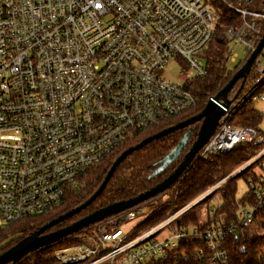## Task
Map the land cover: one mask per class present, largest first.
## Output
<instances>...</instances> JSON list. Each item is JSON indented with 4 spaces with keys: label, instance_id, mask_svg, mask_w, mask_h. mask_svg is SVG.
Returning a JSON list of instances; mask_svg holds the SVG:
<instances>
[{
    "label": "built area",
    "instance_id": "1",
    "mask_svg": "<svg viewBox=\"0 0 264 264\" xmlns=\"http://www.w3.org/2000/svg\"><path fill=\"white\" fill-rule=\"evenodd\" d=\"M263 34L264 0H0V230L60 207L128 138L194 107L185 85L206 75L201 54L214 38L250 55ZM263 58L264 48L254 61L258 83ZM237 59L230 49L228 62ZM170 61L181 83L162 77ZM242 142L255 146L264 137L222 118L196 159ZM263 156L264 149L249 162L258 161L260 173L249 181L253 205L237 212L246 224L264 204ZM242 170L135 238L119 224L145 216V203L88 227L92 242L56 257L61 264H144L192 238L205 243L199 254L208 264H226L231 230L203 227L207 210L202 225L167 226Z\"/></svg>",
    "mask_w": 264,
    "mask_h": 264
},
{
    "label": "trees",
    "instance_id": "2",
    "mask_svg": "<svg viewBox=\"0 0 264 264\" xmlns=\"http://www.w3.org/2000/svg\"><path fill=\"white\" fill-rule=\"evenodd\" d=\"M229 50L227 44L214 38L202 52L201 57L205 62L206 75L194 77L185 85V89L195 98L194 107L128 138L113 154L81 177L82 185L77 189L70 190L60 207L42 216L17 221L4 230H0V254L22 238L30 235L51 220L76 208L91 197L104 180L112 163L122 152L137 146L145 138L199 114L208 100L224 88L249 57V54H246L243 60L239 59L231 64L228 62ZM258 79L253 64L245 78L238 80L233 85L228 93V100L231 105L226 121L229 126L234 128L252 127L264 137L259 129L263 115L256 109L254 104L264 94V82L258 83ZM199 126L200 122H197L184 129L173 131L131 152L119 164L103 191L88 207L47 229L45 233L67 227L110 204L136 197L162 182L174 171L190 149L196 139ZM188 131H191L189 135H187ZM183 139H185V142L179 155L163 167L162 163ZM263 149L264 142L255 146L242 142L227 153L215 154L208 158H197L187 171L166 190L168 193L167 201L155 202L149 213L132 222L127 230V239L135 238L159 225L221 179L230 175L233 170L255 157ZM257 164L258 161L239 175L227 179L219 188L201 201L202 204L207 203L205 204L207 223L203 227L220 225L231 230L226 238V264H264V204L255 209L250 224L237 219L238 209L246 204L253 205V199L250 190L241 199H236V181L240 177L248 175H250L249 181H257L258 177L254 172ZM213 201H216V203H212ZM151 202H154V200L151 199L145 204ZM257 220L258 223L255 225ZM191 226H198L195 208H190L182 213L167 228L187 230ZM253 228H256V230L252 231ZM90 232H92L91 229L83 230L70 237L43 246L25 255L16 264H61L55 252L62 248L89 244L92 242ZM205 250V243L202 240L186 239L181 242L178 249L168 252L160 258L149 260L144 264H208L207 258L199 254L200 252L205 254Z\"/></svg>",
    "mask_w": 264,
    "mask_h": 264
},
{
    "label": "water",
    "instance_id": "3",
    "mask_svg": "<svg viewBox=\"0 0 264 264\" xmlns=\"http://www.w3.org/2000/svg\"><path fill=\"white\" fill-rule=\"evenodd\" d=\"M263 48H264V34L262 35V38L257 44L254 51L251 52V54L245 61L242 68L239 69L233 75V77L229 80V82L224 86L222 90H220V92L216 94V96L208 100L205 107L202 109V111L199 114L192 116L184 121H181L174 126L166 128L148 138H145L137 146L129 148L124 152H122L112 163V165L110 166L109 170L107 171L104 177V180L102 181L98 189L94 192V194L91 197H89L86 201H84L81 205L77 206L76 208L60 215L54 220H51L49 223L45 224L38 230L32 232L30 235L22 238L15 245L4 251L2 254H0V264H7V263L16 264L25 255L29 254L30 252H33L43 246L54 243L61 239L70 237L109 217L118 215L121 212H124L140 204H143L151 199H154L155 197H157L158 195L164 193L167 189H169L196 160V156L198 152L207 143V141L211 138V136L215 133L216 128L219 125V121L222 118L223 119L227 118L228 111L231 105L230 101L228 100V93L230 92L233 85L238 80L245 78V76L249 73L252 65L254 64L255 59L260 54ZM197 122H200V126L196 134V139L192 143L188 152L183 156L178 166L162 182L150 188L149 190L137 195L136 197L110 204L106 207H103L101 209L92 212L91 214L78 220L77 222H74L73 224L67 227L58 229L53 232L45 233L47 229L52 228L53 226L61 223L62 221L68 219L69 217L75 215L79 211L88 207L91 204V202L94 201L96 197L103 191V189L107 185L109 179L111 178V176L113 175L114 171L119 166V164L131 152L145 146L146 144L150 143L153 140L161 138L173 131L184 129ZM190 133L191 131H188L187 135H189ZM184 142L185 139H183L175 147V149L167 156L165 162L162 163L163 167H165L167 164L170 163V161H172L179 155Z\"/></svg>",
    "mask_w": 264,
    "mask_h": 264
},
{
    "label": "rangeland",
    "instance_id": "4",
    "mask_svg": "<svg viewBox=\"0 0 264 264\" xmlns=\"http://www.w3.org/2000/svg\"><path fill=\"white\" fill-rule=\"evenodd\" d=\"M229 47H230V49H231L232 51H235V52L238 54V59H237V60H239V59H240V60H243V59L246 57L247 51L245 50V48H244L242 45H233V44L231 43V44L229 45ZM262 61L264 62V58H263ZM200 62H201L202 65L205 64V62H204V60L202 59V57H201ZM230 65H231V64H230ZM179 72H180V70H179V65H178L175 61H170V62H168V63L166 64V66L164 67V69H163V71H162V77H163L164 79H166L167 81H170V82H172V83H181V82L177 79V76H178ZM254 72H255V71H254ZM189 74H190V75H193L191 71H189ZM193 76H194V75H193ZM254 104H255L256 109H257L259 112H261L262 115H263V120H262V122H261V124H260V126H259V129H260L261 132L264 134V101H262L261 99H257L256 102H255ZM250 161H251V159L248 160V161H247L246 163H244L243 165H241L239 168L233 170V171L230 173V175H231L233 172H235L236 170L241 169V168H243L242 171H244L245 169L249 168L250 166L254 165V164L257 162V161H255V162H253V163H250V165H249V162H250ZM242 171H241V172H242ZM241 172H239L238 175H239ZM254 172L257 173V174L260 173L257 167L254 169ZM249 179H250V175H248V176H246V177H240L239 179H237V181H236V199H237V200L241 199L242 197H244V196L249 192V185H248V183H249V182H248ZM221 180H222V179H221ZM221 180H220V181H221ZM216 184H217V183H216ZM216 184H214V185H216ZM214 185H213V186H214ZM213 186H212V187H213ZM210 188H211V187H210ZM200 195H201V194H200ZM200 195H199V196H200ZM199 196H197L195 199H197ZM195 199H193V200H195ZM153 200H154V202H151V203H148V204H144V208L147 209V213L150 212V208H151L152 206L155 205V202H165V201L168 200V193H167V191H165L164 193H161L160 195H158L157 197H155ZM193 200H192V201H193ZM192 201H191V202H192ZM212 203H216V201H213ZM205 204H207V203L202 204L201 201H200L198 204H196L195 206L192 207V208H195V212H196L197 220H198V222H200L201 225L205 223L204 218H205V214H206V210H207ZM242 207H243V206H242ZM244 207H250V205H249V204H246ZM240 208H241V207H240ZM238 210H239V209H238ZM237 212H238V211H237ZM142 217H143V216H141V215H137L135 221H136L137 219H139V218H142ZM257 223H258V220H257V222H256L255 225H257ZM131 224H132V221H124V222H122V223L119 224V227H120L122 230L127 231V230L129 229V227H130ZM255 225H254V226H255ZM153 228H154V227H153ZM149 230H150V229H149ZM149 230H148V231H149ZM255 230H256V228H253L252 231H255ZM93 233H95V231H92V232H90L89 234H92V235H93ZM164 233H165V230H163V231L161 232L160 235L162 236V235H164ZM88 239H89V238H88ZM191 239H192V238H188V240H191ZM63 249H66V248H62V249H59V250H63ZM59 250H58V251H59ZM56 252H57V251H56ZM56 252H55V255H56Z\"/></svg>",
    "mask_w": 264,
    "mask_h": 264
}]
</instances>
